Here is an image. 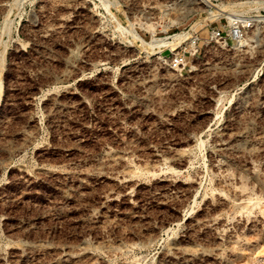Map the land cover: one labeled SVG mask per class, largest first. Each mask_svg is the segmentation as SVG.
Returning a JSON list of instances; mask_svg holds the SVG:
<instances>
[{
    "label": "rangeland",
    "instance_id": "374dc122",
    "mask_svg": "<svg viewBox=\"0 0 264 264\" xmlns=\"http://www.w3.org/2000/svg\"><path fill=\"white\" fill-rule=\"evenodd\" d=\"M263 257L264 0H0V264Z\"/></svg>",
    "mask_w": 264,
    "mask_h": 264
},
{
    "label": "built area",
    "instance_id": "2783aa9c",
    "mask_svg": "<svg viewBox=\"0 0 264 264\" xmlns=\"http://www.w3.org/2000/svg\"><path fill=\"white\" fill-rule=\"evenodd\" d=\"M258 19L254 16L235 15L233 20L225 18V24L210 30V36L224 43H237L245 38L247 33L255 26Z\"/></svg>",
    "mask_w": 264,
    "mask_h": 264
},
{
    "label": "bare ground",
    "instance_id": "6f19581e",
    "mask_svg": "<svg viewBox=\"0 0 264 264\" xmlns=\"http://www.w3.org/2000/svg\"><path fill=\"white\" fill-rule=\"evenodd\" d=\"M201 3H203V5L202 6H204L205 5V3L203 2V1H200ZM201 6V5H200ZM221 15H224V14H222V13H220ZM234 16L235 15H233V14H230V15H228V16H226V18L228 19V20H233V18H234ZM50 27V26H49ZM48 29V28H47ZM56 29V28H55ZM43 30V29H42ZM47 31V30H46ZM49 31H50V29H49ZM57 31V30H56ZM48 32V31H47ZM43 33V32H42ZM45 34H43L44 36L46 35V32H44ZM50 32H48V34H49ZM47 39V38H46ZM241 41H243V38L242 39H240L238 42H237V44L239 43V42H241ZM221 150H222V148H221ZM88 221V223H89V221L90 220H87ZM93 223V222H92ZM84 224V223H83ZM90 224V223H89ZM262 258V257H261ZM72 260V259H71ZM261 262L262 263H264V257H263V259L261 260Z\"/></svg>",
    "mask_w": 264,
    "mask_h": 264
}]
</instances>
